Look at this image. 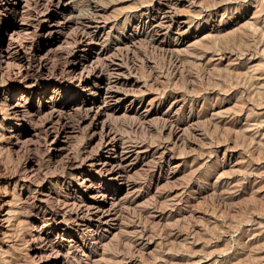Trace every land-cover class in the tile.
I'll list each match as a JSON object with an SVG mask.
<instances>
[{
  "label": "rangeland",
  "instance_id": "rangeland-1",
  "mask_svg": "<svg viewBox=\"0 0 264 264\" xmlns=\"http://www.w3.org/2000/svg\"><path fill=\"white\" fill-rule=\"evenodd\" d=\"M10 1L0 0L2 45ZM65 1L53 4L50 20L62 21L55 36L45 37L49 20L17 41L53 58L69 50L74 26L98 38L120 99L100 120L109 117L121 137L128 189L118 193L108 223L86 217L78 225L98 227L99 239L73 232L76 205H101L98 187L105 195L118 187L97 174L84 191L87 163L65 166L67 150L78 164L112 147L98 146L97 131L79 123L81 109L94 110L102 94L93 105L81 102L80 85L73 87L81 97L69 85L53 94L72 127L68 144L63 137L55 143L39 123L49 114L42 108L47 80L36 77L30 121L9 112L8 99L26 86L11 80L21 68L12 59L0 69V264H56L54 253L35 251L32 233L42 223L66 264H264V0Z\"/></svg>",
  "mask_w": 264,
  "mask_h": 264
},
{
  "label": "bare ground",
  "instance_id": "bare-ground-1",
  "mask_svg": "<svg viewBox=\"0 0 264 264\" xmlns=\"http://www.w3.org/2000/svg\"><path fill=\"white\" fill-rule=\"evenodd\" d=\"M29 1L11 0L9 2L8 7L6 6L7 7L6 11L8 12L10 22L8 24V28L5 29V33L8 35L7 44L2 45L0 43V69L2 71L4 64H5L4 67H6V65L9 66L10 63L12 62L11 61L12 59L15 60L17 59L21 68H18L16 72L17 75L11 77L13 78L11 80L16 79L18 83L26 84V86H23L19 91L18 97L16 98L11 97V99H8L10 100L7 101L9 106V112L14 118H18L21 121L27 120L25 119V116L27 115L28 112H30L27 101L35 94L38 95V92L36 93V90H38V88L35 91H33V89L38 85V83H35L36 81H38L36 77L41 76L39 78L40 82L42 80H47L49 82V85L45 84L46 90L42 93V98H44L43 101H46V103L48 104L47 107L44 104L42 108L44 107L49 108L48 109L49 114L45 116V118H43L39 123H41V125L43 126L42 129L45 136H52V141H54L55 143H57L56 139L63 137L64 139L61 140L64 143L66 142V144H68L69 140H67L68 138L66 137V135L68 134L66 133H68V131L71 130L72 127L70 126L68 118L65 115L61 114L62 111L58 107H56V105H53L55 101L54 97L56 98V96H53V94L55 95L57 90H65L70 88H76L78 92V89L80 88L73 86L80 85L82 86L81 90L84 93H81L79 91L77 96H80L81 93L82 94L81 102L85 98H88L90 105L95 104L96 103L95 99L100 94H102V98H101L102 101L99 104L97 103L95 104L94 110H92V106L81 109V111L83 112V116L79 118V123H84L88 121L86 126H88V128H91L90 131H92V133H95L97 131V133L99 134L98 146L100 145L103 146L106 143L110 142L112 143V147L107 151H102L101 152L102 154H99L98 157L93 156L91 153H86L85 155H83L82 161L79 162L78 164L77 163L74 164L73 162L74 158H72L71 155L70 156L66 155L68 151L67 150L65 152V157L67 159L66 161L64 160L65 166H71L72 168L75 169L79 166L81 167L84 166L85 165L84 162L87 163L86 165L87 167L85 166L84 167H85V172L88 173L87 174L88 177L84 178L82 182L84 191L93 190V185L94 182L96 181L95 175L97 174L99 175L98 177L99 180H106L107 178L109 183L112 182L118 184V187L114 190L115 192H111L110 195H105L104 193L107 190H102L100 187H98L97 193L102 195L101 205H89L83 202H80L76 205V209L78 214L80 215L79 216L80 219L75 220V222L78 223L72 224L73 232L79 231L82 236L88 234L89 237L92 239H99L101 235L99 233L100 229L98 227L102 226L105 223H108V221L112 218L111 216L116 212V208H117L118 201H116V199L118 198V193L121 190L125 191L126 189H128V184L126 182L127 179L126 180L124 179L125 178L124 172L126 171L127 168L123 158V150H122L123 147H121L122 144L121 137L118 135L117 131L114 130L112 125L107 122V118L109 117L107 118L103 117V119L100 120V117H102L104 113L109 111L108 109H110L111 106L112 107H118V105L120 106V101H119L120 99H118L117 94L114 91H112L113 88L112 85H110L112 83H110L111 80L109 79V71L107 73V70L104 67L105 65H103L102 63L104 57L102 58L101 53L96 49L97 44H99L100 41L95 35H92L91 33H90L91 35L89 33L87 34V32L83 33L85 30L79 32L78 30H75V26L74 29L70 28V30L72 31L70 33L71 35L69 34L70 35L69 43L72 44H68L69 50L64 53L56 51L59 55H57L55 52L54 54H56L57 56H54L53 58H50L48 49L43 54H40L38 57L37 45L35 46V44L32 42L26 44V41H20V42L17 41V38L27 34L28 31H30L31 29L35 31L38 28V25L41 29H43L44 22L50 20V16H52L51 14L53 12L54 7L59 5L64 6L67 3L65 0H33L34 8L32 12L31 4H28ZM54 3H56L55 6H53ZM50 22L51 23L44 28L46 38L48 37L51 38L53 37V35L55 36V34L58 32L56 31L55 28L56 24L59 25L61 24L62 21L56 22L55 20L52 22L50 20ZM50 38L44 44H50ZM68 39L69 37L67 36V40ZM8 40L10 41V43ZM13 43H15V45ZM101 64L103 67L101 66ZM34 66H35V70H33V73L31 74L32 76L29 77L30 69ZM44 67H47V74L45 75H47L48 77L43 74ZM33 78L35 79L33 80ZM52 79L55 80L54 83H51ZM115 79L114 81H116ZM64 85H69L70 88H65L66 86ZM89 93L90 94L94 93L96 96L91 97ZM115 103H117L116 104L117 106H114ZM30 107L32 108V106ZM28 120L30 121V119ZM12 134L13 133H11V135ZM61 149H64V147H61ZM30 169L31 168L29 167L28 171ZM78 169L79 172L84 171L82 168H78ZM36 191L37 194L35 196H38V188L36 189ZM71 193L72 194H69V200L74 195L72 190ZM75 203H76V199L72 202V204ZM86 217L89 218L87 221L88 224L91 223L98 224V227L92 229L89 228L90 232L89 231L87 232V229L86 231H84L82 228H78L80 222L81 223H83L84 221L86 222V220H84ZM90 221H94V222H90ZM46 224L42 223L40 224L39 227L38 224L34 225L32 239L34 242L35 251L38 252V249L42 248V250L49 252V254L54 253L53 255L57 257V258L55 257L56 264H66L63 258L64 254H62L59 251V249L57 250V248L54 247L53 243L49 242L51 238L45 237L43 234V232L48 227L46 226ZM61 230L65 232V229L62 228ZM63 239L69 241L72 238H70V236H67L66 238L63 237Z\"/></svg>",
  "mask_w": 264,
  "mask_h": 264
},
{
  "label": "built area",
  "instance_id": "built-area-1",
  "mask_svg": "<svg viewBox=\"0 0 264 264\" xmlns=\"http://www.w3.org/2000/svg\"><path fill=\"white\" fill-rule=\"evenodd\" d=\"M108 143H110V142H108ZM107 144V143H106Z\"/></svg>",
  "mask_w": 264,
  "mask_h": 264
}]
</instances>
